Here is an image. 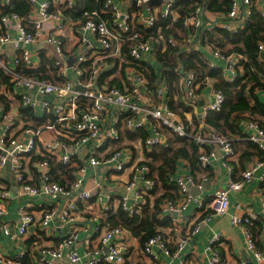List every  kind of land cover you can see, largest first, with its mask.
<instances>
[{"label": "built area", "instance_id": "obj_1", "mask_svg": "<svg viewBox=\"0 0 264 264\" xmlns=\"http://www.w3.org/2000/svg\"><path fill=\"white\" fill-rule=\"evenodd\" d=\"M15 0H0V70L9 82L19 89L21 106L35 108L41 106L49 120L41 125L35 122L19 120L13 125L19 129L11 134V123L0 133V173L9 171L18 182L19 194L28 199L19 208L20 222L17 225L5 223L2 231L11 237H24L29 228L38 226L48 230L49 227L65 229V237L56 245H39L36 249L35 264H79L81 255L75 248L79 238V223L84 219L82 211L97 203L111 201V195H104L103 185L96 182L93 187L84 185L87 166L107 165L114 173L130 169L131 177L128 188L140 182L137 192L138 201L130 203L129 197L122 195L121 207L133 214L142 206L153 202V191L161 185L152 171L150 160L135 157L134 149L127 144L130 133L140 128L150 127L151 134L137 148L151 152L158 144L168 143L166 131L179 137H191L200 150V165L206 169L216 153L217 147L223 153V163L232 173L233 162H238L239 152L233 142L222 133L206 123L210 110H220L225 101V94L215 89L209 102L204 103L199 123L188 121L169 106V87L161 75L150 85L148 73L152 68L160 73L161 64L157 55L165 52L169 46L178 47L185 53L198 51L197 36L205 29L219 26L230 33H237L245 28L252 15L253 6L261 11L264 19V2L260 0H230L229 12L219 15V19H203L204 6L195 0L193 8L184 18L183 26L187 29L182 39L174 34H166L163 22L169 19L166 28H174L180 14L176 9L179 1L193 0H98L100 6L82 11L79 21H73V28L79 27L78 33L71 39L70 46L65 47L62 36L69 28L67 18L76 6L77 0H25L28 11L21 14L13 9ZM259 2V4H258ZM158 4L161 5L158 8ZM15 27L14 36L10 28ZM93 36L94 40L89 38ZM37 44L48 43L55 46L58 57L54 66L60 71L59 81H53L41 75H28L18 70L21 64H32L31 52L27 49L22 55L12 56L13 65L9 66L8 56L2 45L8 43ZM203 44V43H202ZM261 57H264V42L258 45ZM200 51V50H199ZM202 53V51H200ZM72 54V55H71ZM71 55V56H70ZM213 55L228 63L234 81L242 68L246 57L243 54H223L214 48ZM202 56L209 67H217L214 61ZM159 63V64H158ZM158 64L159 66H156ZM71 72L72 76H69ZM179 75L180 96L187 105L197 104V91L205 81L197 82L193 71L177 67ZM223 74L227 78L226 68ZM83 88V89H81ZM37 93L39 97H35ZM52 96L50 101L46 96ZM4 119L6 113L0 111ZM46 117V116H45ZM249 132L246 138L264 149V128L254 119H247ZM88 146L87 157L82 164L78 159L79 149ZM208 146L211 149L208 150ZM109 147V148H108ZM107 152H106V151ZM39 151L41 158L36 161V177H30L28 167L33 162L34 153ZM103 151L102 155L100 152ZM142 153V152H141ZM52 160L72 169L73 180L62 183L52 174ZM262 161L252 162L239 180L231 179L226 188L218 189L212 197L213 212L226 215L230 208V193L240 190L251 181L255 170ZM176 184L183 197L168 200L162 204L163 213H168L173 221H179V214L191 199L189 185L202 187L194 174L188 173L176 178ZM12 198L10 189L0 183V219L5 216ZM51 199L55 202L35 205L33 199ZM69 198L61 208L58 200ZM264 213V196L261 202ZM203 207V205H202ZM40 214H36V210ZM107 209V206L102 208ZM176 213V216H175ZM258 212L252 205H237V211L231 214V220L246 235L248 247L254 252L259 264H264L263 248H259L253 238L251 225L258 218ZM103 215L94 214L87 228L92 229L96 240L88 238L87 260L84 264H125L130 253V244L125 238L129 229L124 226L103 224ZM208 217L197 220L193 233L198 232ZM97 235V236H96ZM190 234L181 236L176 242L177 250L184 247ZM221 242L220 235L210 240L211 264H222V256L217 248ZM67 249V253H65ZM157 249L171 255V239L164 232L150 237L142 251L157 258ZM25 253L16 257L0 254V264H19ZM178 264H188L180 261ZM245 264V263H241Z\"/></svg>", "mask_w": 264, "mask_h": 264}, {"label": "crops", "instance_id": "obj_2", "mask_svg": "<svg viewBox=\"0 0 264 264\" xmlns=\"http://www.w3.org/2000/svg\"><path fill=\"white\" fill-rule=\"evenodd\" d=\"M128 1L132 5L136 4L135 0ZM260 1L264 2V0ZM100 4L101 2H99L98 0H77L76 6L69 12V18H67L69 28L62 36L66 48L70 46L71 39L76 36L79 30V27L73 28V21H79L83 10L98 8ZM160 7L161 5L158 4V8ZM1 12L2 8L0 7V14ZM203 13L204 14L202 15V18L205 20L208 16L211 19L218 20L220 18L219 15L222 14L221 12H214L207 9H204ZM10 31L14 36L16 35L15 27H11ZM89 38L95 41V39H93V36L89 35ZM197 44L199 48L198 50L202 51L203 55L206 59H208V61H214L218 64V66L226 68V75L228 76L227 79L232 78V72L227 69L228 63L224 60H219L213 55L214 46L212 44H199V42ZM2 48L8 55L6 57V60L9 66H12L14 64L12 60V56L14 54L17 53L19 55H22L23 51L27 49L31 52V61L32 64L36 63V67H32V65H27V63L23 62L18 70L28 75H41L53 81H59V78L61 77L60 71L53 64L54 59L58 57L57 49H55L54 45L42 42L37 44H24L20 42L16 44L8 43L2 45ZM46 59V65L43 66L44 60ZM158 64H156V66H159ZM243 71L244 68L240 70L241 73H243ZM69 76H72L71 72L69 73ZM214 81V78L210 77L208 83L203 84L197 91V104L191 105L192 110L186 111L184 113V118L186 120H199L204 105L199 103L200 101H204V103H207L211 100L213 91L215 90ZM256 93L264 102V90L257 89ZM19 94V89L16 88L13 83L8 81L1 84L0 111L2 113H6L8 115V118L4 119L3 116L0 115V133L3 132L8 123H11L12 126L10 133L14 134L15 131L19 129V127L18 125L13 124H15L19 120L35 122L38 125H41L42 123L49 120V115L44 113L41 106H37L35 108H23L21 106ZM34 96L39 97L37 93H34ZM243 117L244 118L242 119L241 124L243 131L247 136L249 130L246 126V120L250 118L255 119L257 122H259L258 118L262 117H260V115L252 116L248 113L244 114ZM261 127L264 128L263 126ZM145 129H147L149 134H151L152 130L150 127L147 126V128ZM166 135L168 137L169 143V139H172L173 135L167 131ZM141 141V137H127V144L133 147L135 157H137L138 159L150 160L151 164V162H154V158H152L149 153L145 151V149L137 148L140 146ZM168 143L164 145H168ZM238 147L235 146V148L240 153L241 149L240 147L238 149ZM212 149L215 151L216 156L215 158L211 159V163L206 169L202 168L201 166L200 170H196L194 172L192 170L190 162L187 159L180 158L175 175L173 177L175 181L174 185L176 186V188L170 189L168 185L163 186V183L161 182L158 190L153 195V201L157 194L170 193V191L176 196L174 199L183 197L176 184V178L188 173L194 174L197 178V181L203 184L202 187L194 186L197 187L196 194H193L189 190L191 199L188 201L185 209H183L179 214L180 219L178 222L173 221L171 217L172 223L170 222L169 224H165L159 227V230H162V232L170 237L173 254L166 255L163 251L157 249V258L146 255L142 251L143 245L141 244L140 238L136 236L131 230H129V232L126 233L125 238L130 244V253L126 257L125 264H178L180 263V261H186L188 264H211L210 259L212 253L211 250H209L210 240L216 235H220L221 237V242L217 245V248L219 249V252L222 256V264H259L254 256V252L247 245L245 233L232 222L231 214L237 211V205L239 203L243 205H252L255 207L259 216L252 224L251 232L255 242L256 240H261L262 246L259 247L263 248L264 213L262 212L261 202L264 196V161H262V165H260L255 170L254 176L251 181L244 184V186L240 190L232 191L230 193L229 213L226 215H217L213 212L212 208V197L214 192L218 189L226 188L229 185L231 176L235 180L241 179L245 169L252 162L257 161L258 159L254 158L250 160L244 170L236 171L235 173H233V168V171L231 173L223 163L222 151L215 146L212 147ZM87 150H89V147L87 145L79 149L78 159H80V161L82 160V164L85 162L84 158L87 157ZM102 153L103 151L100 152V155H102ZM40 158L41 155L39 154V151L34 153L33 162L28 167V174L30 177H36L35 164L36 161ZM51 162L52 174L56 180L62 183H68L73 180L72 169L68 168L66 165L56 163L55 160H52ZM153 164L158 166L161 164V160L157 159ZM154 174L157 175L156 172H154ZM130 177V169H127L125 172L114 173L105 164H102L98 167L87 166L84 179L85 187L91 188L96 182H101L103 185L104 195H111L112 198L111 201H104L102 204L97 203V201L93 199V207H86L82 211V216H84V219H80L79 223L81 225H84V227H80L78 234L79 238L77 244L75 245V248L82 257L79 264H84L88 258L87 251L89 246L92 244H89L87 239L91 236V238L94 239V242L96 240V237L94 238L92 235V229L87 228V226H90V224H92V221L89 219V217L94 214L103 215L100 221L103 224L108 223L109 225H111L108 221V217H110V214L112 212H115L119 208H121L122 195L126 194L130 199V203L139 200V198L137 197V192L140 190V185H138V183L140 182L129 189L128 186L130 185V182L132 180L130 179ZM13 179H15V182L13 181ZM0 183L6 185L10 189L12 195V198L8 205L7 213L3 218L0 219V254L9 257H16V255H18L19 253L24 252V260L22 261L20 259L19 264H35V253L38 246L42 244L56 246L65 237L66 230H61L55 227H49L48 230H43L38 226H32L29 228L28 234L24 237L13 238L10 235L4 234L2 231V227L5 223L17 225L20 222L19 208L28 199L22 197L19 194L18 182L9 171L5 170L0 173ZM12 187L16 188L15 193L12 192ZM134 188H136L134 195L131 196L130 192ZM68 199L69 198L59 199V208H61ZM33 201L35 202V207L36 204H39L40 202H44L45 204H51L55 202L51 199L42 198L33 199ZM104 206H107L106 210L102 209ZM36 214H40L38 209L36 210ZM166 216L170 217V214L165 212L159 214V218L162 219ZM202 217H208V220L202 225L201 229L198 232L193 233L192 230L196 226L197 220L201 219ZM187 234H190V236L184 243V247L180 250H177L176 242L181 239V236ZM67 251L68 250L65 249V253H67Z\"/></svg>", "mask_w": 264, "mask_h": 264}, {"label": "trees", "instance_id": "obj_3", "mask_svg": "<svg viewBox=\"0 0 264 264\" xmlns=\"http://www.w3.org/2000/svg\"><path fill=\"white\" fill-rule=\"evenodd\" d=\"M198 2L205 9L214 12L227 13L231 7L230 0H198ZM195 4V0L179 1L176 9L180 17L174 28H166L169 19L163 22L165 33L174 34L177 38L182 39L187 31L183 26V18L195 8ZM13 9L21 14L28 11L25 0H15ZM197 40H201L203 44H212L214 48L220 49L223 54H243L246 57L243 73H239L234 81H229L223 74V67H209L199 50L185 53L180 45L178 47L169 46L165 52H160L157 55L161 64L160 73H157L154 68H152L151 73H148L150 85L154 86L155 80L160 75L163 77L161 79H166L170 93L169 106L184 118V113L192 110V108L184 103L180 96L176 99L174 97L177 94L182 95L176 68L180 66L184 67L185 71H193L197 82H204L206 77L214 78V87L224 92L225 101L220 110L208 111L205 121L213 129L230 139L234 146L240 147L238 162H233V173H235L244 170L247 163L254 158L264 161V149L258 143L246 138V133L241 124L243 115L248 113L252 116L260 115L262 118H258V123L264 127V102L256 93L257 89L264 90V57H261L258 48L259 43L264 42V19L261 11L254 5L252 15L245 28L237 33H230L219 26H215L212 29L203 30L201 36L199 33ZM46 62L47 59L44 60L43 66L46 65ZM8 81V76L0 70V86ZM195 122L198 124L199 120ZM149 135L145 128L137 129L134 133L129 134L130 138L141 137L143 141ZM172 135L173 138L169 139L168 145L158 144L151 152H148L154 158V162L157 159L161 160V164L158 166L154 165V162H151L150 165L152 171L157 174V180L162 182L163 186L168 185L170 189L176 188L173 177L180 158L187 159L194 172L201 169L200 150L194 140L191 137ZM209 149H211L210 146H208ZM158 188L153 193H156ZM175 197L171 191L170 193L157 194L152 204L147 203L133 214L121 207L110 214L108 221L112 226L120 225L131 230L144 245L150 237L162 232L159 230L160 226L171 222V216L162 219L159 218V214L163 213L162 204L168 200H173ZM256 245L257 247L262 246L261 240H256Z\"/></svg>", "mask_w": 264, "mask_h": 264}, {"label": "rangeland", "instance_id": "obj_4", "mask_svg": "<svg viewBox=\"0 0 264 264\" xmlns=\"http://www.w3.org/2000/svg\"><path fill=\"white\" fill-rule=\"evenodd\" d=\"M13 181L15 182V179H13ZM189 189L190 191L193 193V194H196L197 193V187H194L192 185H189ZM12 192L15 193L16 192V188L15 187H12Z\"/></svg>", "mask_w": 264, "mask_h": 264}, {"label": "water", "instance_id": "obj_5", "mask_svg": "<svg viewBox=\"0 0 264 264\" xmlns=\"http://www.w3.org/2000/svg\"><path fill=\"white\" fill-rule=\"evenodd\" d=\"M81 89H83V88H81ZM45 98L48 99V100H50V101L53 99V97H52V96H49V95L46 96ZM199 104H204V101H200ZM138 185H140V183H138ZM138 185H137V186H138ZM135 189H136V188H134V189L131 190V192H130V195H131V196L134 195ZM175 216H176V213H175Z\"/></svg>", "mask_w": 264, "mask_h": 264}]
</instances>
